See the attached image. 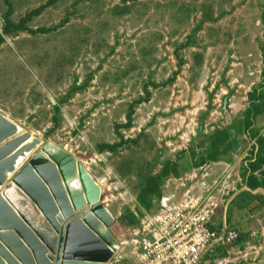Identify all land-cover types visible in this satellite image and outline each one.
I'll return each mask as SVG.
<instances>
[{"label": "rangeland", "instance_id": "obj_1", "mask_svg": "<svg viewBox=\"0 0 264 264\" xmlns=\"http://www.w3.org/2000/svg\"><path fill=\"white\" fill-rule=\"evenodd\" d=\"M263 47L264 0H0V115L101 185L111 264L188 194L240 234L205 264H264Z\"/></svg>", "mask_w": 264, "mask_h": 264}, {"label": "water", "instance_id": "obj_2", "mask_svg": "<svg viewBox=\"0 0 264 264\" xmlns=\"http://www.w3.org/2000/svg\"><path fill=\"white\" fill-rule=\"evenodd\" d=\"M12 136L0 141V264H111L121 245L101 185L54 143Z\"/></svg>", "mask_w": 264, "mask_h": 264}, {"label": "built area", "instance_id": "obj_3", "mask_svg": "<svg viewBox=\"0 0 264 264\" xmlns=\"http://www.w3.org/2000/svg\"><path fill=\"white\" fill-rule=\"evenodd\" d=\"M175 201L158 207L143 222L137 264H205L212 253L240 239L215 198L188 194Z\"/></svg>", "mask_w": 264, "mask_h": 264}, {"label": "bare ground", "instance_id": "obj_4", "mask_svg": "<svg viewBox=\"0 0 264 264\" xmlns=\"http://www.w3.org/2000/svg\"><path fill=\"white\" fill-rule=\"evenodd\" d=\"M0 123L2 124V127H0V131H1L0 134L2 135V136H0V139H1L0 141H2V142L5 141L7 138L13 137L12 135L18 134V132H20V130H22L16 124L11 123V121L6 119L2 115H0ZM31 138L33 139L32 135H31ZM21 163H23V162H21Z\"/></svg>", "mask_w": 264, "mask_h": 264}, {"label": "trees", "instance_id": "obj_5", "mask_svg": "<svg viewBox=\"0 0 264 264\" xmlns=\"http://www.w3.org/2000/svg\"><path fill=\"white\" fill-rule=\"evenodd\" d=\"M263 51H264V47H263ZM249 98H251V95H250ZM254 107H255L254 109H253V107H251V114L256 113V114H254L253 117H255L257 114L260 113V106H259V105H255ZM249 116H250V115H249ZM251 121H252V120H251ZM213 160H214V159H213ZM158 179H159V178H157V179H152V181L156 182ZM159 181L161 182V179H159ZM159 181H158V182H159ZM156 186H158V185L156 184ZM250 188H251V189H257V188H259V185H251ZM146 206H147V208H149V205H146Z\"/></svg>", "mask_w": 264, "mask_h": 264}]
</instances>
